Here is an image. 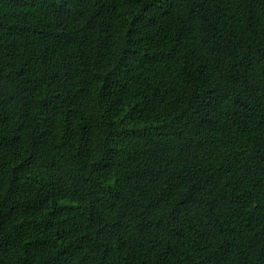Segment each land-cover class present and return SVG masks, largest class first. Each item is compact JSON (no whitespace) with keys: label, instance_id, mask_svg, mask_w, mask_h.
<instances>
[{"label":"trees","instance_id":"trees-1","mask_svg":"<svg viewBox=\"0 0 264 264\" xmlns=\"http://www.w3.org/2000/svg\"><path fill=\"white\" fill-rule=\"evenodd\" d=\"M0 264H264V0H0Z\"/></svg>","mask_w":264,"mask_h":264}]
</instances>
